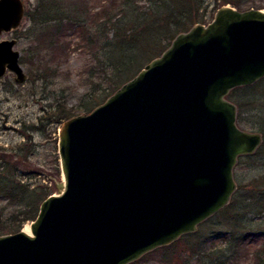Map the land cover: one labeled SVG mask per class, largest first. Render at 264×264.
<instances>
[{"label":"water","instance_id":"95a60500","mask_svg":"<svg viewBox=\"0 0 264 264\" xmlns=\"http://www.w3.org/2000/svg\"><path fill=\"white\" fill-rule=\"evenodd\" d=\"M0 0V35L25 17ZM16 38L0 40V79H28ZM264 78V9L223 5L181 32L92 111L63 123L64 181L25 230L0 235V264H131L195 232L237 190L240 157L260 132L238 125L228 98Z\"/></svg>","mask_w":264,"mask_h":264},{"label":"rangeland","instance_id":"374dc122","mask_svg":"<svg viewBox=\"0 0 264 264\" xmlns=\"http://www.w3.org/2000/svg\"><path fill=\"white\" fill-rule=\"evenodd\" d=\"M22 1L25 5V17L21 25L16 31L4 32L0 35V40L17 39L15 48L20 51L21 65L28 74V79L23 84L16 82L14 74L9 72L0 79V161L9 164V166L4 164L0 166V177L3 175L14 177L13 182L18 184L17 194L19 196L16 198H20L10 201L5 192L0 197V235L24 230L27 225L31 226L35 219L25 220L24 217L34 211L38 215L40 205L45 199H42V195H38L40 192L43 194L46 189L51 194L59 192L58 183L63 181L58 148L59 136L60 129L68 118L62 116V118L53 119V115H58H50L53 111L57 112L58 103L67 105L74 111V115L88 113L90 111L86 109L90 106L86 104L91 101L90 96L97 100L96 104L105 102L112 93L109 82L111 80L118 82L116 79L120 76L118 73L116 76L113 74V68L107 60L110 47L107 46L100 50L96 57L93 51L82 46L79 30L76 28L68 31L69 36L66 38V41L70 42V48L66 50L69 58H63L62 52H60L62 50L57 46L40 45L43 47L40 48L42 49L39 52L40 55L34 54L32 52L35 47L34 30H30L32 23L26 13L28 10H31V13L34 12L38 0ZM221 1L204 0V5L198 15L204 21L198 23L211 22L215 18L217 10L223 6H221L223 3ZM239 1H241L243 9H249V7L258 9L263 7L260 9H264V0ZM105 2L106 0H85L86 8L85 3H81L83 9H90L89 13H85L89 27L94 23L91 12H97ZM153 4V0H140L138 9L147 13L150 8L154 7ZM228 5L233 6L231 3ZM194 25H191L190 28ZM166 29L163 30V33ZM46 32L48 31L46 30L42 34L46 35ZM172 41L169 44V39H163L161 47L154 48L153 54L150 52L135 53L132 64L125 71L126 74L133 73L124 82L135 78L146 64L155 57H159L171 45ZM164 47L166 48L163 49ZM151 55L153 58L150 57ZM24 57L28 59L25 63ZM138 66L140 70L137 69ZM96 71L100 75L95 76ZM118 79L120 80V77ZM124 82H121L118 88ZM256 85L251 91L239 93L238 96V93H234L229 99L238 106L240 103H244L242 107L245 112L243 111L241 118H239L238 109V125L245 130L263 133L264 83ZM96 104H93L90 110L95 108ZM49 112L51 113L49 114ZM14 168L17 171L16 176L12 173ZM234 175L238 189L234 199L230 200L232 208H234L231 213L214 215L212 220L206 224L198 225L195 232L189 233L191 236H186L181 241L177 239L175 247L172 245L171 248L160 250H158L160 247L156 248L151 251V254L145 255L144 258L133 261L131 264H233L228 259V254L232 253V249L228 248L232 247L229 238L234 230L237 234L249 233L250 230L256 229L264 230V212L258 216L247 213V218L245 220L241 218L240 222V217L237 216L238 212H242L246 191L248 192L255 185L263 186L260 180L264 181V146L256 156L252 158L245 156L239 159L234 169ZM22 189L25 190V194L21 191ZM34 193L35 200L30 203L29 197ZM29 204H31V209ZM18 211L21 212V215L14 217L15 224L11 226L9 217ZM257 248H264L263 239H258L250 245L245 250V256L239 257L237 264H260L256 254H258L257 250L261 249Z\"/></svg>","mask_w":264,"mask_h":264},{"label":"trees","instance_id":"16d2710c","mask_svg":"<svg viewBox=\"0 0 264 264\" xmlns=\"http://www.w3.org/2000/svg\"><path fill=\"white\" fill-rule=\"evenodd\" d=\"M139 1L140 0H106V2L103 3L101 7H99L97 12H91V15L94 17V23L89 27L85 18V13H89L88 11H90V9H83L81 5L82 2L85 3V0H38L34 12L31 13V10H28L26 13L30 19V22L32 23L30 30H34L35 47L33 48L32 52L36 55H40L39 52L42 50L40 48H43L40 47V45H45L48 47L57 46L62 50L60 52H62L63 58H69V54L66 51L67 48H70V42L68 43L66 41V38L69 36L68 31L74 30V28L78 29L81 39L80 41L83 44L82 46L90 51H93L96 57H98L100 50L106 48L107 46L110 47V53L108 54L107 60L110 63V66L113 68V74H115V76L116 73L120 75V80L118 79L119 77L116 79L118 82L113 80L109 82L112 89L111 94H113V91L117 90L119 84L121 82L123 83L124 80L129 78L133 73L126 74L125 71L132 64L135 53L150 52L153 54L154 48L157 49L161 45L163 39H169L170 44V42L175 38V35L181 33L182 31L189 30L190 26L193 24L204 21L203 18L198 17V15H200L199 10H201L202 6L204 5V0H153L154 7L150 8L147 13H144L138 9ZM221 2H223L221 3V6L226 3H231L233 6L237 7V9L245 10L242 8V3L239 0H222ZM86 6L87 5L85 3V8ZM45 29L48 32H46V35H43L44 31H46ZM164 29L166 30L163 33ZM38 33H40V35H38ZM165 48L166 47L163 49ZM150 57H152V55ZM27 60L28 59L24 57V63L27 62ZM137 69H139V66ZM95 74V76L100 75V73L97 71ZM260 83H264V78L252 85L240 86L233 89L229 93L228 98L233 96L234 93H238V96L239 93L242 94L243 92L251 91L254 86H257L256 84ZM111 94L109 96H111ZM90 100L91 101L86 104L87 106H90L88 109H86L87 111H92L94 108L90 110L91 106L97 103V100L92 99L91 96ZM100 104L102 103L96 104L95 107ZM243 104L244 103H240L239 106L237 105L240 115L239 118H241V115H243V111L245 112L242 107ZM57 109V112H49V114L51 113L50 115H58H53V119H57V117L62 118V116L63 118H70L75 114L74 111L69 109L67 105H64V103H58ZM262 135L264 137V132ZM263 146L264 141L256 153L247 157L252 158L256 156L261 151ZM241 158L242 157L239 159ZM3 164L9 166V164L6 162L0 161V166ZM15 168L12 170V173L16 176L17 171H15ZM13 181L14 177L12 175H3L0 177V192H2L0 193V197L4 194L3 192H5V195L8 196L10 201L20 199L18 197L16 198V196H19L17 194L18 184H15ZM260 182L263 184V186L255 185V187H251L252 189H249L248 192L246 191L242 212H238L237 214V216L240 217L239 222L241 221V218L243 220L247 218V213H252L253 216H258L264 212V181L260 180ZM21 191L24 193L25 190L23 191L22 189ZM235 193L233 194L231 201L234 199ZM38 195H42V199H46L51 195V192L46 189L43 194L40 192ZM35 197V193L30 195V203H33ZM30 205L31 204H29V207L31 209ZM233 209L234 208H232V205L229 202L227 206H225L216 214L221 215L220 213H231ZM19 215H21V212L18 211V213H14L11 217H9L11 226L15 224L14 217ZM36 216L37 213L34 211L24 218L25 220L35 219ZM212 219L213 216L200 225L206 224V222ZM21 225L22 224L20 223V226ZM231 235L232 236H230L229 239L232 247L228 249H232V253L227 254L229 261H231L233 264L238 263L240 256H245V250H247L249 246L252 245L256 240L263 239L264 241V230L262 231L261 229L250 230L249 233L239 234H237L234 230L233 234ZM186 236H191V234L183 235L181 238H179L180 241ZM174 244L176 245L174 242L171 245L157 249L160 250L171 248L172 245L175 247ZM257 249L256 250L258 251V254L256 255L259 257V263L264 264V248ZM151 253L152 252H149L145 255H149Z\"/></svg>","mask_w":264,"mask_h":264},{"label":"bare ground","instance_id":"6f19581e","mask_svg":"<svg viewBox=\"0 0 264 264\" xmlns=\"http://www.w3.org/2000/svg\"><path fill=\"white\" fill-rule=\"evenodd\" d=\"M63 181H64V178H63ZM25 232H27L28 234H30L31 233V230H30V226L29 225H27V226H25Z\"/></svg>","mask_w":264,"mask_h":264},{"label":"flooded vegetation","instance_id":"af4514ba","mask_svg":"<svg viewBox=\"0 0 264 264\" xmlns=\"http://www.w3.org/2000/svg\"><path fill=\"white\" fill-rule=\"evenodd\" d=\"M2 168H4V167H2Z\"/></svg>","mask_w":264,"mask_h":264}]
</instances>
